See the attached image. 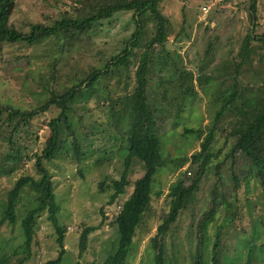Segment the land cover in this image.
<instances>
[{
    "label": "trees",
    "instance_id": "trees-1",
    "mask_svg": "<svg viewBox=\"0 0 264 264\" xmlns=\"http://www.w3.org/2000/svg\"><path fill=\"white\" fill-rule=\"evenodd\" d=\"M59 0H57L58 2ZM164 0H70L64 1L55 16H49V22H31L28 29L17 27L12 16L16 0H0V49L5 45L22 44L34 46L47 38L59 40L58 55L50 57L49 65L35 79V87L41 92L36 96V104L25 110L10 104L0 105V169L14 170L25 158L33 161L36 174L24 172L7 193L6 207L0 217V226L19 222L22 243L13 253L0 255V264H25L32 255V247L37 236L38 220L44 212L55 228L60 252L56 258L44 264H64L65 232L59 223V206L54 192L53 177L45 165L62 153L76 160L86 157L88 148L97 153L106 152V141L114 136L122 139L118 145L126 149L124 170L120 179L112 181L109 204H114L126 193L130 185V174L135 163H143L144 173L134 182L132 193L120 205L115 216L118 241L116 249L110 252L103 264H127L134 248L137 230L146 214L150 212L153 198H160L161 191H154L157 173L167 165L168 158L163 153L161 128L166 123L172 109H176L175 118H179L186 102L199 96L196 84L207 92L212 90L211 103L215 109L212 123L206 129L185 127L186 134H197L201 139V149L192 154L191 168L194 171L184 173L169 186L166 198L169 211L163 216L156 234L151 238L153 264L174 263L167 256L166 236L182 211L196 199L201 183L208 171L215 169L219 179L225 169L226 160L214 164L222 149L214 151L213 144L220 133L228 146L227 160L234 186L229 193L214 186L212 205L199 219L197 231L199 240L191 251L189 261L182 264H235L225 257L222 251V229L238 218V201L233 193L250 185L258 184L264 197V32L259 33L260 0H249L251 28L243 37L241 47L232 53L234 63L231 73L221 65L209 62L214 50V39L210 38L204 50L203 58L196 64V71L185 68L167 50L173 35L180 39V32H174L172 22L163 12ZM131 12L135 29L126 39L122 51L97 65L79 69L72 60L77 55L89 51L94 35L105 28V22L112 23L118 13ZM176 55L178 56L179 54ZM2 61L0 60V66ZM136 65L134 75H131ZM74 71L64 69L71 67ZM125 71L126 81L122 94L98 101V106L110 107L111 125L119 134L100 133V130L81 126L83 116L74 121L76 109L80 103L88 101L97 94V85L108 74ZM167 73L168 87L163 86L160 97L154 98L152 79L158 72ZM67 75L62 80L63 75ZM118 84L121 80H117ZM172 90V96H168ZM33 95L37 91L35 88ZM36 90V91H34ZM56 107L58 115L47 121L49 134L41 143L37 125L39 116ZM82 108V107H81ZM97 123V122H96ZM99 124V123H98ZM82 127L83 129H79ZM96 141V142H95ZM6 142L7 146H3ZM107 142V143H108ZM118 142V141H117ZM109 156V152H106ZM111 160V155L108 157ZM102 164L106 157L96 159ZM189 160L184 157L175 162V169L181 168ZM237 165L239 169L237 170ZM196 168V169H195ZM240 172V173H238ZM101 191L109 188L105 181L99 184ZM34 192V204L22 208L20 214L18 202L26 189ZM246 207L255 205L247 197ZM264 202V201H263ZM256 207V205L254 206ZM252 209V208H250ZM220 210L224 211V221L215 227L212 247L205 253L208 238V226L215 221ZM258 221V222H257ZM264 214L253 221L251 237L244 239L247 253L244 264H256L257 252L264 249ZM96 227H86L80 235V255L87 249L89 235ZM260 249V250H259ZM21 253V254H19ZM19 254V255H18ZM14 256H18L14 258Z\"/></svg>",
    "mask_w": 264,
    "mask_h": 264
},
{
    "label": "rangeland",
    "instance_id": "rangeland-1",
    "mask_svg": "<svg viewBox=\"0 0 264 264\" xmlns=\"http://www.w3.org/2000/svg\"><path fill=\"white\" fill-rule=\"evenodd\" d=\"M70 0H16L12 21L17 27L25 30L31 22H49V16H55L62 3ZM163 12L169 16L174 32H180V39L172 35L167 50L185 68L196 71V64L203 58L204 50L208 46L210 38L214 39V50L209 58L213 66L221 65L231 73L234 63L230 60L232 53L237 52L243 37L251 28L249 17V0H164L162 2ZM260 25L258 32H264V0H260ZM105 28L94 35L91 39L92 45L85 54L77 55L73 63L78 64L79 69H88L97 65L100 60H106L112 55L122 51L126 39L135 29L131 12L118 13L112 23L105 22ZM60 49L59 40L47 38L34 46L22 44L5 45L0 49V105L10 104L20 109L30 110L36 104V96L41 92L40 87H35V79L41 71L49 65L50 57L56 55ZM179 54L178 56L176 55ZM58 55V54H57ZM136 65L131 70L134 75ZM74 71L71 67L64 70ZM158 72V71H157ZM158 72L152 79V88L155 90L154 98L160 97L163 86L168 87L167 73ZM63 75V74H62ZM67 75L62 76V80ZM121 80L118 84L117 80ZM125 71L116 72L113 76L108 74L102 77L97 85L98 92L88 101L80 103L76 110L74 121L83 116L81 126L87 129L100 130V133L109 134L119 131L111 125L110 107L107 104L98 106V101L104 102L109 94L117 96L122 94V86L125 80ZM164 81L163 86L161 82ZM33 88L36 91L33 93ZM196 88L199 96L191 98L186 102L184 111L179 118H175L176 109H172L166 123L161 128L163 139V153L168 158L167 165L160 169L156 175L154 191H161L160 198H153L151 211L148 212L137 230L134 248L127 261V264H153V249L151 238L162 218L169 211V201L166 198L169 186L176 181L180 175H190L194 168H191V156L201 149V141L197 134H186L185 127L206 129L212 123L214 107L211 103L212 90L205 92L198 84ZM172 90L168 96H172ZM82 107V108H81ZM59 109L50 108L39 116L37 125H40L38 134L41 143L49 134L47 121L58 115ZM97 122V123H96ZM99 123V124H98ZM80 127L79 129H83ZM111 142L106 141V152L111 155V160L106 152L97 153L90 146L86 157L83 160L73 159L66 153L45 165L53 177L54 192L59 206V223L66 229L65 232V254L64 264H103L110 252L115 251L118 241V233L114 224L115 216L120 210L122 202L132 193L134 182L143 175V163H135L130 174V185L126 193L119 197L114 204H109L110 195L113 190L110 188L112 181L120 179L124 170V156L126 149L118 145L122 139L114 136ZM118 141V142H117ZM224 137L219 133L213 144L214 151L222 149L214 164L226 160L225 169L222 170L221 178L217 176L215 169L208 171L206 178L201 183L195 201L181 212L177 221L172 225L169 234L166 236L167 256L174 263L189 261L191 251L197 245L199 234L197 231L199 219L212 205V190L214 186L229 193L232 191L234 182L230 170V159L227 160L228 146H224ZM96 142V141H95ZM108 142V143H107ZM6 147V142H3ZM106 157L102 164L96 159ZM187 157L189 160L181 168L175 169V162ZM1 158V157H0ZM1 160V159H0ZM173 160H176L173 162ZM0 161V167L1 165ZM237 170L239 165L236 166ZM196 169V168H195ZM36 174L33 161L25 160L14 169H0V217L6 207L8 191L15 181L24 173ZM240 173V172H238ZM105 181L109 188L101 191L99 184ZM262 189L253 182L239 192L233 193L237 198L239 212L238 218L222 229V251L228 260L235 264H244L247 249L244 239L251 237L253 221L260 219L264 214V197ZM247 197L251 198L256 205L246 207ZM34 192L28 188L21 195L18 207L20 214L23 209L34 204ZM23 208V209H22ZM252 208V209H250ZM224 211L220 210L208 226V238L205 244V253H209L212 247L215 227L217 223L224 221ZM48 212H44L38 220L37 236L32 247L31 258L25 264H44L47 260L56 258L60 252L57 243V234L54 226L48 219ZM258 222V221H257ZM88 226L96 229L89 235L87 249L80 255V235ZM264 229V227H263ZM264 235V234H263ZM20 224L14 225L5 223L0 226V255L11 254L22 243ZM264 246V245H263ZM260 250V249H259ZM21 254V253H19ZM18 254V255H19ZM194 254V252H193ZM256 264H264V249L256 254ZM18 256H14L16 258ZM223 264H227V260Z\"/></svg>",
    "mask_w": 264,
    "mask_h": 264
}]
</instances>
